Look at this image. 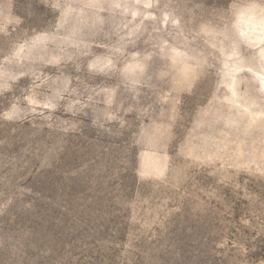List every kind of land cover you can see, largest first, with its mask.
Listing matches in <instances>:
<instances>
[{"label": "rangeland", "instance_id": "obj_1", "mask_svg": "<svg viewBox=\"0 0 264 264\" xmlns=\"http://www.w3.org/2000/svg\"><path fill=\"white\" fill-rule=\"evenodd\" d=\"M246 5L0 0V264H264Z\"/></svg>", "mask_w": 264, "mask_h": 264}, {"label": "clouds", "instance_id": "obj_2", "mask_svg": "<svg viewBox=\"0 0 264 264\" xmlns=\"http://www.w3.org/2000/svg\"><path fill=\"white\" fill-rule=\"evenodd\" d=\"M231 29L239 38L255 35L264 40V9L253 13L249 11V6H242L233 14ZM126 70L131 71L132 66Z\"/></svg>", "mask_w": 264, "mask_h": 264}]
</instances>
